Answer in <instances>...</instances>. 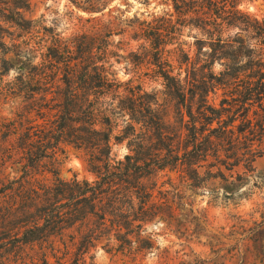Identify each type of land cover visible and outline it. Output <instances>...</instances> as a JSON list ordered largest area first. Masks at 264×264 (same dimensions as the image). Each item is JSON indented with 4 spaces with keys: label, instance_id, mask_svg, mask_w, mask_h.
I'll return each instance as SVG.
<instances>
[{
    "label": "trees",
    "instance_id": "1",
    "mask_svg": "<svg viewBox=\"0 0 264 264\" xmlns=\"http://www.w3.org/2000/svg\"><path fill=\"white\" fill-rule=\"evenodd\" d=\"M165 1L174 9L175 22L160 18L143 36L151 42L147 54L166 86L186 105V85L179 73L165 69L171 65L164 58L169 40L177 39L182 27L207 35L196 41V61L186 53L185 62L194 67L204 61L201 69L216 62L222 67L217 83L203 74L200 85L192 69L193 88L202 100L216 86L224 89V97L221 110L210 109V115H196L192 103L186 105L185 133L169 131L153 93L121 82L107 66L110 43L105 37L112 33L101 40L87 34L64 40L53 28L26 17L30 0H0V79L11 68L17 70L13 80L0 86V98L19 100L13 116L0 117V175L8 163L20 167L19 177L0 186V219L14 225L11 230L18 228L7 242L12 248L38 246L44 264H50L48 252L56 264H66L70 254V264H87L86 255L99 245L137 257L153 245L151 236H144L148 224L169 229L177 211L187 205L193 211L188 191L198 194L219 180L226 183L229 198L242 188V175L257 176L254 164L263 154L264 120L254 122L249 113L254 106L264 111V13L257 17L241 8L255 0ZM71 2L89 14L106 4ZM204 45L210 50L202 51ZM238 118L242 121L236 125ZM125 141L128 153L118 159L114 145ZM64 145L88 152L93 181L59 177ZM166 170L177 171L179 183L167 173L160 187L157 181L150 184L154 173ZM45 174L53 175L51 183ZM165 184L171 188L162 189ZM242 222L231 226L230 234L239 237H233L230 254L242 240H257L260 233L259 225L247 229Z\"/></svg>",
    "mask_w": 264,
    "mask_h": 264
},
{
    "label": "rangeland",
    "instance_id": "2",
    "mask_svg": "<svg viewBox=\"0 0 264 264\" xmlns=\"http://www.w3.org/2000/svg\"><path fill=\"white\" fill-rule=\"evenodd\" d=\"M3 1L16 2V0ZM30 2L31 8L26 12V17L40 22L47 29L53 28L54 32L64 40H70L81 34H87L89 38L100 36L101 40L107 32L112 33L105 37L110 43L107 66L111 65V69L121 82H129L132 86L140 85L143 91L155 95L157 107L169 131L186 132L183 124L189 119L186 107L189 103H192V109L196 115H199V112L210 115V109L221 110L223 88L216 86V90L210 91L203 100L199 90L193 88V68L199 80L196 83L199 85L203 74H206L210 83H217V77L222 70L219 62L207 63L205 69H201L204 61L195 64L194 67L192 63H189L195 62L198 58L197 39H207V35L200 29L191 26L182 27L177 39H170V43L166 46L167 52L164 58L169 60L171 66H166L165 69L172 70L173 75L180 74L179 78L186 85V105L166 86L163 77L156 73L159 70L158 66L152 63V58L149 59L151 54H148L152 50L151 42L145 40L144 30L150 26H156L160 18L172 19L175 22V18L171 17L174 9L169 1L106 0L101 11L93 14L76 7L71 0H30ZM263 3L264 0H255L243 4L241 8L253 16L262 17ZM43 32L41 30L42 36ZM235 32L237 30L232 33ZM100 40L94 47L101 44ZM5 42L10 43L8 36L5 37ZM49 44L50 40L47 42V45ZM208 49L210 50L209 46L204 45L202 51ZM186 53L191 58L188 64L184 60ZM201 59H205V56H201ZM187 73L189 80L185 81ZM16 75L17 70L11 68L3 80L0 79V86L13 80ZM18 107V99L1 97L0 117L13 116ZM227 115L228 112H224V118H227ZM249 117L255 119L254 122L258 119L263 121L264 111L254 106ZM241 121V118H238L236 125ZM137 128H139L138 125ZM63 147L64 152L59 154V177L64 180L77 177L93 181L95 175L89 170L87 164L88 152L71 145ZM260 147L263 154L254 164L257 176L249 178L245 175L247 179L242 175L240 182H243V186L233 197L226 196L223 188L226 183L219 180L206 184L208 187L198 194L188 191V203L193 206L192 212H190V205L177 211V220L169 229L166 225L157 222L147 225L144 236H151L153 243L151 248H145L137 257H130L107 252L99 245L86 255L87 264H264V138ZM114 152L118 159H123L128 153L127 142L115 144ZM19 168V165L8 163L0 175V186L2 182L7 183L8 180L19 177ZM204 171L205 168L201 172L204 173ZM167 173L174 178V182L179 183L177 171L166 170L154 173L150 184L157 181V187H160L167 181ZM226 174H228L227 171ZM45 176L48 178V183L53 181L52 174H45ZM165 188L171 187L165 184L162 189ZM239 221H243L242 225L247 229L259 225L260 233L257 235V240L254 238L242 240L239 249L234 254H230L228 250L235 242L233 237H239V234H230L231 226L240 225ZM13 227L14 225H7L3 219H0V264H44L38 246H35L33 250L29 246L21 250L7 244L13 239L14 231L18 229L11 230ZM222 233L224 235H220ZM27 254L33 257H26ZM48 256L49 263L56 264V259L50 252ZM72 260L73 256L70 254L66 258V264H70Z\"/></svg>",
    "mask_w": 264,
    "mask_h": 264
}]
</instances>
